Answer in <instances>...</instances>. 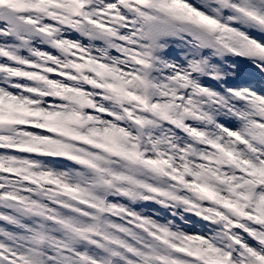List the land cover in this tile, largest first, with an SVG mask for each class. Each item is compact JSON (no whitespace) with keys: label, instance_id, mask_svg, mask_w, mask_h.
<instances>
[{"label":"snow or ice","instance_id":"obj_1","mask_svg":"<svg viewBox=\"0 0 264 264\" xmlns=\"http://www.w3.org/2000/svg\"><path fill=\"white\" fill-rule=\"evenodd\" d=\"M0 264H264V0H0Z\"/></svg>","mask_w":264,"mask_h":264}]
</instances>
